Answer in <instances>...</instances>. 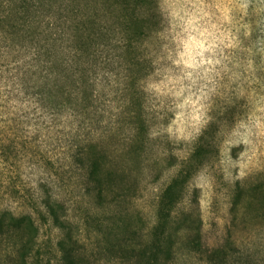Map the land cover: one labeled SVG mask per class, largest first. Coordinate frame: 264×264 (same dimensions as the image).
Wrapping results in <instances>:
<instances>
[{
    "label": "rangeland",
    "instance_id": "374dc122",
    "mask_svg": "<svg viewBox=\"0 0 264 264\" xmlns=\"http://www.w3.org/2000/svg\"><path fill=\"white\" fill-rule=\"evenodd\" d=\"M139 53L148 70L141 81L147 147L120 152L134 170L132 192L120 207L110 195L98 204L88 180L57 146L70 134H50L32 57L0 58V138L11 150L1 165L0 200L19 214L51 194L66 208L84 264H128L108 238L109 230L122 233L119 211L147 232L162 190L184 182L177 212L199 217L202 245H224L231 233L236 248L252 253L250 264H264V222L247 208L264 202V0H158ZM119 132L123 141L127 132ZM180 169L189 179L174 180ZM9 183L20 190L17 201L5 192ZM34 216L40 232L29 264H62L63 232ZM177 264L202 261L181 255Z\"/></svg>",
    "mask_w": 264,
    "mask_h": 264
},
{
    "label": "trees",
    "instance_id": "16d2710c",
    "mask_svg": "<svg viewBox=\"0 0 264 264\" xmlns=\"http://www.w3.org/2000/svg\"><path fill=\"white\" fill-rule=\"evenodd\" d=\"M157 15L158 0H0V58L32 57L36 94L50 111V134H70L58 139L57 146L88 180V192L98 204L109 195L119 207L127 200L134 170L120 152L138 153L147 147L141 81L148 70L139 45L152 32ZM114 109L117 114H112ZM106 115L109 122L103 124ZM119 129L127 132L123 141L117 139ZM107 137L115 141L107 143ZM3 143L0 138V175L11 151ZM183 179L189 176L180 169L174 180ZM6 188L17 201L20 190L13 183ZM185 191L184 182L162 190L147 232L119 211L123 216L117 229L122 233L109 230L108 238L121 257L128 264H177L181 255L197 254L202 264H250L252 253L236 248L231 233L224 245H202L199 217L177 212ZM27 207L18 214L0 200V264H29L37 254L40 227L34 214L63 232L58 243L62 264H84L63 203L47 194ZM247 208L255 209V217L264 222V202L250 201Z\"/></svg>",
    "mask_w": 264,
    "mask_h": 264
}]
</instances>
